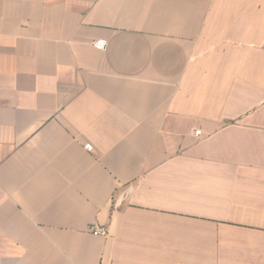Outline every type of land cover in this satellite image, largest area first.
Masks as SVG:
<instances>
[{"label": "crops", "instance_id": "crops-1", "mask_svg": "<svg viewBox=\"0 0 264 264\" xmlns=\"http://www.w3.org/2000/svg\"><path fill=\"white\" fill-rule=\"evenodd\" d=\"M0 264H264V0H0Z\"/></svg>", "mask_w": 264, "mask_h": 264}, {"label": "built area", "instance_id": "built-area-1", "mask_svg": "<svg viewBox=\"0 0 264 264\" xmlns=\"http://www.w3.org/2000/svg\"><path fill=\"white\" fill-rule=\"evenodd\" d=\"M94 45L98 49H104L106 47V41L104 39H100V40L95 41ZM197 132L198 134L200 133V131H197ZM86 147L90 150L92 149L91 144H87ZM93 233L96 235L106 236L108 234V230L106 227H95L93 229Z\"/></svg>", "mask_w": 264, "mask_h": 264}]
</instances>
